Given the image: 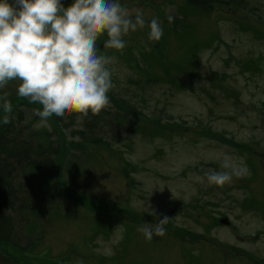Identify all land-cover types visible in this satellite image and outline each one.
I'll use <instances>...</instances> for the list:
<instances>
[{
    "label": "rangeland",
    "instance_id": "1",
    "mask_svg": "<svg viewBox=\"0 0 264 264\" xmlns=\"http://www.w3.org/2000/svg\"><path fill=\"white\" fill-rule=\"evenodd\" d=\"M120 2L145 24L123 35L124 49L104 48L106 34L97 40V54L112 58L114 84L102 111L53 115L37 127L42 106L17 95L20 82L0 89L13 107L8 124L0 108V134L13 123L15 141L36 153L32 134L45 149L48 132L57 153L54 167L27 170L31 187L14 182L9 196L3 189L16 223L0 259L6 252L19 264H264V0H208V11L187 0ZM153 18L162 22L159 41L148 38ZM87 117L101 127L83 136ZM0 157L13 165L11 179L23 177ZM225 163L244 171L210 184L205 172L230 171ZM34 198L44 201L26 203ZM148 203L157 216L145 213ZM164 215L172 219L164 236L148 240L137 230Z\"/></svg>",
    "mask_w": 264,
    "mask_h": 264
},
{
    "label": "clouds",
    "instance_id": "2",
    "mask_svg": "<svg viewBox=\"0 0 264 264\" xmlns=\"http://www.w3.org/2000/svg\"><path fill=\"white\" fill-rule=\"evenodd\" d=\"M141 14L134 18L120 0H74L65 8L61 0H0V89L19 81L17 95L41 110L37 127L48 126L53 115L98 113L109 104L108 93L114 87L107 65L112 58L97 54V40L106 34V49L126 47L123 35L143 26ZM149 40L159 41L163 26L159 18L149 24ZM5 113L2 122H10L13 107L7 96H0ZM230 171L205 172L210 184L223 185L244 169L225 163ZM145 213L157 216L148 203ZM172 221L164 215L155 223L137 227L148 240L162 237Z\"/></svg>",
    "mask_w": 264,
    "mask_h": 264
},
{
    "label": "trees",
    "instance_id": "3",
    "mask_svg": "<svg viewBox=\"0 0 264 264\" xmlns=\"http://www.w3.org/2000/svg\"><path fill=\"white\" fill-rule=\"evenodd\" d=\"M188 4L193 7H197L198 9H203L208 11L210 9V4L212 2H208V0L204 1H198V0H187ZM29 101V100H27ZM67 114V113H66ZM86 114V113H85ZM84 117V113H83ZM85 120V119H84ZM83 120V122H84ZM13 123H11L8 127L4 128L0 134V156L6 155L11 158V160L14 162V166L19 169V172L23 173V177H16L14 179L11 175V170L14 169L13 165L9 164L6 158L0 157V242H9L12 238V234L15 229V221L12 219L10 214L8 213L9 210L12 209L13 204L9 200H5L3 195L4 191L3 189L8 190V196L10 195L11 188L13 193L15 192L14 188L10 186L14 182L21 181L22 185H20L21 188L29 187L30 184L27 182L26 173L27 170L33 167H43V166H53L55 162V157H57V153H55V146L52 147V142L49 138V133H45V137L48 140L47 147L44 149L43 142L40 140L41 134L39 133V136L36 132H34L32 135L34 138H37V149L36 153H34L30 147L25 144V146H20V143L16 142L15 140L18 138V136L21 134L20 132L12 131ZM101 127V124L95 128V119L92 117L86 118V123H84V127L82 130H79L81 135H85L87 132H93L95 129H99ZM138 128V127H137ZM136 128V129H137ZM78 134V133H77ZM89 134V133H88ZM93 144L100 143L98 140H93ZM46 155H51V158H47ZM54 167V166H53ZM4 171H7L5 176L3 175ZM28 185H27V183ZM31 187V186H30ZM24 189V188H23ZM28 195L30 194L32 197L35 196V193L31 190H27ZM44 200H40L38 198L30 199L27 202H31L33 205H36L37 203L43 202ZM41 207H34V211H39ZM20 211H23L21 209ZM25 218V216H24ZM27 224H25L26 227ZM24 227V229H25ZM30 244H27L26 246H29ZM24 246V249H27V247ZM1 251V250H0ZM2 253V252H1ZM3 259H0V264H19L13 256L10 254L3 252Z\"/></svg>",
    "mask_w": 264,
    "mask_h": 264
},
{
    "label": "flooded vegetation",
    "instance_id": "4",
    "mask_svg": "<svg viewBox=\"0 0 264 264\" xmlns=\"http://www.w3.org/2000/svg\"><path fill=\"white\" fill-rule=\"evenodd\" d=\"M227 91V90H226ZM229 94H231L232 96H234V98L236 99L237 98V94H236V91L234 89H229ZM237 100V99H236Z\"/></svg>",
    "mask_w": 264,
    "mask_h": 264
}]
</instances>
